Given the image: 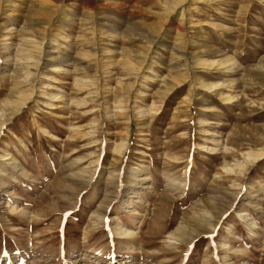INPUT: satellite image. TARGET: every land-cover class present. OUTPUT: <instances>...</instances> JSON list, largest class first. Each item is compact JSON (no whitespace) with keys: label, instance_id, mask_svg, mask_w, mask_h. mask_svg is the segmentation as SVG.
Wrapping results in <instances>:
<instances>
[{"label":"rangeland","instance_id":"rangeland-1","mask_svg":"<svg viewBox=\"0 0 264 264\" xmlns=\"http://www.w3.org/2000/svg\"><path fill=\"white\" fill-rule=\"evenodd\" d=\"M0 34V264H264V0H0Z\"/></svg>","mask_w":264,"mask_h":264},{"label":"bare ground","instance_id":"bare-ground-1","mask_svg":"<svg viewBox=\"0 0 264 264\" xmlns=\"http://www.w3.org/2000/svg\"><path fill=\"white\" fill-rule=\"evenodd\" d=\"M184 0H178V3H182ZM173 5H175V4H173ZM4 26V25H3ZM10 30V29H9ZM1 35V34H0ZM39 40V39H38ZM39 41H37V40H35V39H33V38H30L29 37V39H28V48L29 49H25V48H23V47H21V46H15V49H14V52H15V59H16V61H21V63H24L25 64V67H26V69L24 70L25 71V74H26V77L25 78H27L28 77V75H30V74H32V73H34V71L37 69V67L35 68V66H36V63L37 62H40L39 60L37 61V53H40V51H41V46L40 45H42V44H40V42L38 43ZM0 43H1V45H2V47L0 48V60L1 59H3L2 61H8V57H6V55L4 54L5 52L7 53L8 52V49H9V46L7 45L8 43H7V40L5 39V35L3 34V35H1V37H0ZM25 47V46H24ZM81 50V49H80ZM84 50V49H83ZM82 51V50H81ZM82 52H84V51H82ZM51 53V52H50ZM84 54V53H83ZM50 55V54H49ZM84 55H86V54H84ZM89 55V54H88ZM84 58V57H83ZM48 61L47 62H49L51 59L49 58V59H47ZM125 60V59H124ZM63 61V60H62ZM141 61V60H140ZM121 62V61H120ZM126 63H128V60L127 61H125ZM199 62V64H200V66H203V67H205V68H217L218 66H224V68H229V65H232L231 63L230 64H223V63H218L217 62V60H200V61H198ZM227 63V62H226ZM119 64V63H118ZM38 66V65H37ZM104 66V65H103ZM128 66H130V65H128ZM131 66H132V64H131ZM53 68V70H61V68L60 67H57V66H54V67H52ZM34 70V71H31V70ZM91 69V68H90ZM130 69H132V68H130ZM218 69V68H217ZM22 72V71H21ZM55 72H57V71H55ZM78 80V82H81L79 79H77ZM86 80V79H85ZM82 83V82H81ZM133 83V82H132ZM78 85V84H77ZM217 86V84H211L210 83V85H208V86H206V88H215ZM81 87H83V86H81ZM80 87V88H81ZM31 90V89H30ZM82 90V89H81ZM80 90V91H81ZM31 93H32V91H30ZM28 93L29 92H27V91H20V98H19V100L17 101V103L18 104H23L25 101H26V99H27V97H28ZM121 93V92H120ZM121 95V94H120ZM164 95H165V93H164ZM88 96V95H87ZM219 96H221L222 97V99H224V100H228L229 101V99H230V97L229 96H226V95H224V96H222L221 94H219L218 95V97ZM52 98V97H51ZM118 98V97H117ZM232 98V97H231ZM221 99V100H222ZM88 100V99H87ZM81 103V101L79 100L78 101V103ZM87 102V101H86ZM79 103V104H80ZM83 103V102H82ZM115 107H118L119 109L121 108V104H116L115 105ZM117 108V109H118ZM135 111L140 115V114H142V115H144V113L148 110L147 108H145V107H142V106H138V105H136L135 107ZM123 109V108H122ZM150 112V111H149ZM148 114V113H147ZM110 115V114H109ZM76 129V128H75ZM77 130V129H76ZM93 131V130H92ZM74 132V131H73ZM88 132V131H87ZM90 132V131H89ZM89 134V133H88ZM92 134V133H91ZM91 136V135H90ZM94 137V134H93V136H92V138ZM91 138V137H90ZM95 138V137H94ZM95 141V140H94ZM92 142V141H91ZM124 143V142H123ZM122 145V144H121ZM216 145H217V143H216ZM219 145V144H218ZM122 146H124V145H122ZM121 146V147H122ZM199 146V145H198ZM202 146V145H201ZM203 147V146H202ZM264 148V147H263ZM120 149V148H119ZM122 149V148H121ZM202 149V148H201ZM120 151V150H119ZM243 156H244V160L243 161H245V162H251V163H253V162H255V161H257V160H259V159H261V158H263L264 157V149H260V150H246L245 152H243ZM93 163H95L94 161H92ZM93 163L91 164V165H93ZM88 164V163H87ZM96 166H97V162H96V164H95ZM236 165L237 166H240V167H243L245 164H244V162H239V163H236ZM94 166V165H93ZM86 167H88V166H86ZM92 167V166H91ZM90 167V168H91ZM96 168V167H95ZM95 168L93 169V171H92V173H91V175H90V177H89V179H91L92 178V175L94 174V172H95ZM88 169H89V167H88ZM92 169V168H91ZM225 170L226 171H232V168L231 167H225ZM140 170H138V171H133L132 172V174H131V176H132V179H133V181H137V182H141V181H144V180H146V175H141V173L139 172ZM87 170H86V168H80L79 169V171L77 172V173H75V172H73L72 174H71V178L73 179V180H79V179H81L82 178V180H85V178H86V180H87V178L88 177H86L87 176ZM116 175H117V177H118V175H119V173H117L116 172ZM77 176V177H76ZM106 176V175H105ZM114 174L111 172V171H109L108 170V174H107V179H108V181L107 182H112L113 181V178H114ZM148 177V176H147ZM69 178V177H68ZM121 178V177H120ZM94 179V178H93ZM106 179V180H107ZM148 179V178H147ZM95 180V179H94ZM119 180V179H118ZM120 181V180H119ZM78 183V182H77ZM87 183V182H86ZM93 183V182H92ZM79 186V185H78ZM13 209V208H12ZM15 209V208H14ZM238 215H240L245 221H247L249 224H251V225H253V222L251 221V219H249L248 217H247V215L245 216V215H243V214H241V213H238ZM115 218H113V220H114ZM113 230H114V232L116 233V234H118L119 236H121V235H124V236H131V237H133L131 240H133V239H135L136 237L138 238V236H136L135 237V235H136V233L134 232V231H129L128 229H125V228H121V227H118V224L117 223H115L114 225H113ZM135 237V238H134ZM132 242V241H131ZM98 253V252H97Z\"/></svg>","mask_w":264,"mask_h":264}]
</instances>
